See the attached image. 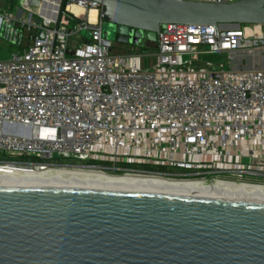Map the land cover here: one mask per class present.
Masks as SVG:
<instances>
[{"label": "built area", "instance_id": "obj_1", "mask_svg": "<svg viewBox=\"0 0 264 264\" xmlns=\"http://www.w3.org/2000/svg\"><path fill=\"white\" fill-rule=\"evenodd\" d=\"M66 8L0 13L21 47L0 59V168L264 191V23H169L154 52H125L98 2Z\"/></svg>", "mask_w": 264, "mask_h": 264}, {"label": "water", "instance_id": "obj_2", "mask_svg": "<svg viewBox=\"0 0 264 264\" xmlns=\"http://www.w3.org/2000/svg\"><path fill=\"white\" fill-rule=\"evenodd\" d=\"M15 1L20 15L26 1L53 7L57 22L67 10V0ZM93 1L125 45L154 42L169 23H264V0ZM0 264H264V201L1 185Z\"/></svg>", "mask_w": 264, "mask_h": 264}, {"label": "bare ground", "instance_id": "obj_3", "mask_svg": "<svg viewBox=\"0 0 264 264\" xmlns=\"http://www.w3.org/2000/svg\"><path fill=\"white\" fill-rule=\"evenodd\" d=\"M41 13L47 7L36 6ZM74 12L81 14L84 10L78 5L70 6ZM97 11H90L91 20L96 19ZM45 16V14H43ZM244 58L259 60L258 55H244ZM240 59V57H239ZM261 64V63H260ZM19 185L25 187L52 186L62 188H94L118 191L144 192V193H169L173 195L212 197L227 200H239L244 202L264 201V191L245 190L241 188L223 186H199L191 184H179L175 182L139 179V178H113L93 173L73 172L65 170L30 171L14 170L10 167L0 168V186Z\"/></svg>", "mask_w": 264, "mask_h": 264}, {"label": "rangeland", "instance_id": "obj_4", "mask_svg": "<svg viewBox=\"0 0 264 264\" xmlns=\"http://www.w3.org/2000/svg\"><path fill=\"white\" fill-rule=\"evenodd\" d=\"M14 0H0V13H3L4 11H15L17 3ZM11 7V8H10ZM23 16H26V13H23ZM36 18L40 19L38 16H36ZM74 24L71 25V27ZM224 28H228V25H223ZM106 33H108V37H106ZM83 34L88 35L87 31H83ZM114 31L113 29L110 27L109 23L107 21L104 20L103 23V36L107 39H110L112 41L115 42L114 39ZM128 45V46H127ZM127 47L124 46H117L116 49L118 50H122V51H129L130 48H134V49H139L144 51L145 49L147 51H152L154 52V42L149 41L147 38H143L141 40V42L139 44H132V43H128L126 44ZM21 47L18 43L13 42L12 40H9L8 38L4 37L2 35V33H0V59H8L11 57V55L14 52H17L18 50H20ZM140 51V52H142ZM138 52V51H137ZM202 59L204 61L210 60V61H223L227 64V67H229V60L226 58V56L224 55H220V54H216V53H208V54H204L202 55ZM243 62H245V64L242 66L243 68H250L253 65L251 64L253 62L254 59L251 58H242ZM154 61V60H153ZM150 62H152V60L147 59V63L149 64Z\"/></svg>", "mask_w": 264, "mask_h": 264}, {"label": "trees", "instance_id": "obj_5", "mask_svg": "<svg viewBox=\"0 0 264 264\" xmlns=\"http://www.w3.org/2000/svg\"><path fill=\"white\" fill-rule=\"evenodd\" d=\"M137 51H142V50L130 48V50L128 52H137ZM125 52H127V51H125Z\"/></svg>", "mask_w": 264, "mask_h": 264}, {"label": "flooded vegetation", "instance_id": "obj_6", "mask_svg": "<svg viewBox=\"0 0 264 264\" xmlns=\"http://www.w3.org/2000/svg\"><path fill=\"white\" fill-rule=\"evenodd\" d=\"M115 44H116V46H119V45H120V46H124V47H127V46H128V45L126 46V45L123 44V43H118V42H116V41H115Z\"/></svg>", "mask_w": 264, "mask_h": 264}, {"label": "crops", "instance_id": "obj_7", "mask_svg": "<svg viewBox=\"0 0 264 264\" xmlns=\"http://www.w3.org/2000/svg\"><path fill=\"white\" fill-rule=\"evenodd\" d=\"M49 8H50V6L47 7V9H49Z\"/></svg>", "mask_w": 264, "mask_h": 264}]
</instances>
